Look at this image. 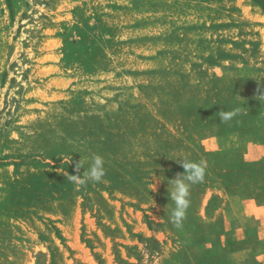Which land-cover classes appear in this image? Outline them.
<instances>
[{
  "label": "rangeland",
  "instance_id": "obj_1",
  "mask_svg": "<svg viewBox=\"0 0 264 264\" xmlns=\"http://www.w3.org/2000/svg\"><path fill=\"white\" fill-rule=\"evenodd\" d=\"M259 96L253 0H0V264H264Z\"/></svg>",
  "mask_w": 264,
  "mask_h": 264
},
{
  "label": "clouds",
  "instance_id": "obj_2",
  "mask_svg": "<svg viewBox=\"0 0 264 264\" xmlns=\"http://www.w3.org/2000/svg\"><path fill=\"white\" fill-rule=\"evenodd\" d=\"M259 97L264 98V96ZM238 111L239 110H221L219 112L221 121L227 122L231 120L238 114ZM172 160H176L177 163L182 164V167L185 170L183 173H178L175 179L168 181L170 185L169 189H171V191H169L170 199L175 205L171 213V220L177 228H180L186 218L187 210L190 207V188L192 185L202 183L204 181L206 163L203 160L197 162L185 157ZM81 168L85 169L82 175L79 174ZM75 171L77 174H68L66 176L67 181H70L73 184H82L88 181L94 183L102 182L106 174L105 160L103 157L96 155L86 166V161L82 158L75 164Z\"/></svg>",
  "mask_w": 264,
  "mask_h": 264
},
{
  "label": "trees",
  "instance_id": "obj_3",
  "mask_svg": "<svg viewBox=\"0 0 264 264\" xmlns=\"http://www.w3.org/2000/svg\"><path fill=\"white\" fill-rule=\"evenodd\" d=\"M255 3H257L263 10H264V0H253ZM5 103H9V97H7Z\"/></svg>",
  "mask_w": 264,
  "mask_h": 264
},
{
  "label": "crops",
  "instance_id": "obj_4",
  "mask_svg": "<svg viewBox=\"0 0 264 264\" xmlns=\"http://www.w3.org/2000/svg\"><path fill=\"white\" fill-rule=\"evenodd\" d=\"M255 6L258 7V8L261 10V12L264 13V10H263V9H262L257 3H255ZM212 192H213V191H212ZM219 211H220V209H219V210H216V213L219 212ZM240 216H242V215H240ZM216 217H217V216L215 215L214 218H216Z\"/></svg>",
  "mask_w": 264,
  "mask_h": 264
}]
</instances>
